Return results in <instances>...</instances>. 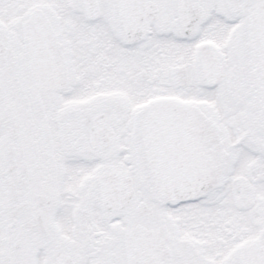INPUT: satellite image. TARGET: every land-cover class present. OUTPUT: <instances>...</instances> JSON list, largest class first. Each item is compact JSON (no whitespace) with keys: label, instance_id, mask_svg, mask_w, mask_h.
<instances>
[{"label":"snow or ice","instance_id":"6c2138e0","mask_svg":"<svg viewBox=\"0 0 264 264\" xmlns=\"http://www.w3.org/2000/svg\"><path fill=\"white\" fill-rule=\"evenodd\" d=\"M0 264H264V0H0Z\"/></svg>","mask_w":264,"mask_h":264}]
</instances>
